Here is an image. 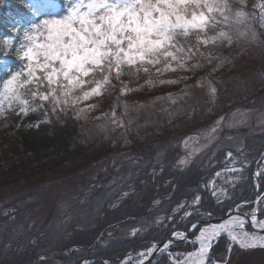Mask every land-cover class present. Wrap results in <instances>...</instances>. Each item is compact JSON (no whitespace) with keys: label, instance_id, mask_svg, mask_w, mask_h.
Segmentation results:
<instances>
[{"label":"rangeland","instance_id":"rangeland-1","mask_svg":"<svg viewBox=\"0 0 264 264\" xmlns=\"http://www.w3.org/2000/svg\"><path fill=\"white\" fill-rule=\"evenodd\" d=\"M253 2L260 0H248L249 8ZM65 13L53 10L50 15ZM257 30L264 33L258 25ZM218 54L225 59L214 72L208 64L195 74L177 70L158 76L153 70L154 86L146 84L149 77L133 78L128 87L137 90L123 94L117 88L109 95L94 97L80 105H98L86 115L71 110L50 113V121L76 122L80 132L76 143L87 147L94 162L85 164L77 158L68 162L54 148L38 151L29 146L33 151H26L22 145H18L19 153L0 162V264H56L80 253L97 238L146 237L150 230H160L176 219L207 223L222 217L204 218L201 190L215 204L235 200L248 174L253 190L257 189L255 173L264 172L260 163L264 144L262 153L251 154V158L244 157L241 150L249 136L264 137V34L241 40ZM209 79L217 88L214 95L208 88ZM160 80L179 82L161 84ZM112 111L121 117L122 126L112 123ZM101 138L113 151L94 160L101 151ZM222 149L223 157L217 162ZM229 152L234 160L228 159ZM249 162L253 164L251 173ZM242 164V172L225 171ZM203 165H216L217 170L196 192L200 202L194 209L188 208L194 211L188 217L178 205H191L194 196L184 195L172 206L170 200L194 181ZM221 189L227 195H221ZM236 201L227 214L241 204ZM178 239L173 244L193 246L190 241L195 237L189 234L187 240ZM171 247L174 254L193 250ZM163 251L159 254L170 264L168 252ZM212 257L217 264H264V248L242 250L223 235Z\"/></svg>","mask_w":264,"mask_h":264},{"label":"snow or ice","instance_id":"snow-or-ice-1","mask_svg":"<svg viewBox=\"0 0 264 264\" xmlns=\"http://www.w3.org/2000/svg\"><path fill=\"white\" fill-rule=\"evenodd\" d=\"M25 6L29 26L14 29L19 46L12 37L0 42L3 54L14 52L24 61L0 87V119L5 120L8 111L17 116L41 111L48 117L69 110L86 115L98 105H80L94 97L109 95L117 88L123 94L137 90L128 87L133 78L149 77L146 84L154 86L153 70L158 76L177 70L195 74L208 64L214 72L224 63L225 58L218 54L221 49L264 34L257 30V25L264 29V0L253 2L251 8L248 0H66V13L61 16L50 15L56 8L54 0H26ZM208 88L211 94L217 93L211 79ZM126 110L125 104L124 114ZM111 120L122 126L115 111ZM227 157L235 159L231 152ZM243 168L242 164L225 171L236 173ZM255 175L264 176V172ZM220 194L227 195L223 189ZM199 202L196 195L191 205L178 207L190 217L194 211L188 208L194 209ZM256 203L260 206L248 208L246 201L238 204L216 222L193 221L187 232L174 230L171 235L180 239L194 235L192 251L172 253L171 238L152 242L138 253L137 264H151L150 257L161 249L168 252L170 264H217L212 250L223 235L242 250L264 248V196ZM249 225L258 231L249 230ZM131 261L129 257L121 264ZM84 264L94 262L85 260Z\"/></svg>","mask_w":264,"mask_h":264},{"label":"trees","instance_id":"trees-1","mask_svg":"<svg viewBox=\"0 0 264 264\" xmlns=\"http://www.w3.org/2000/svg\"><path fill=\"white\" fill-rule=\"evenodd\" d=\"M54 2L56 5L54 10L60 13L66 12V0H54ZM25 4L26 0H0V42L12 37L15 46H19V40L14 29L29 26L30 14ZM23 64L24 61H21L14 52L10 51L7 54H3V51L0 50V87H2L3 82L10 77L12 72L19 70ZM6 115L8 116L7 120L0 119V132L3 133L0 136L1 163H6V160L11 154L19 153L18 145L24 146L26 151L31 150L28 148L29 146L38 148V151L54 148L68 162H73L76 158L85 162V164L94 162L93 160L90 161L87 147L76 143L80 133L78 127H76V122L69 120L58 122L50 121L41 111L30 112L27 116H17L13 112L8 111ZM46 120L48 122H45ZM36 124H39V127H36ZM6 131L8 133L4 135ZM254 136L247 138L246 144L241 150L244 157L251 158V154L258 156L262 153L264 137L261 135ZM103 139L105 138H101V142H103L100 147L101 151L95 153L94 160L104 158L113 151ZM224 151L225 149H222L219 152L220 157L217 162L223 157L222 154ZM249 163L250 167L248 169H250L251 173L253 164L251 162ZM216 170V165L201 166L197 171L194 181L181 187L171 197V206L177 204L179 199L184 195L188 197L195 196L196 192L203 188L202 184H206ZM249 177V174L245 177L246 181L239 188L235 200L238 201L236 203L241 204L245 201L248 202V207H259L260 205H257L256 201L264 193V178L263 176L258 177L259 186L257 189L254 187L253 190ZM201 194L203 195V199L200 210L204 211V218H208L207 220L225 216L235 204V200L225 201L223 204H215L205 191L201 190ZM208 213H211L210 217H206ZM198 220L200 221V219H195L194 221ZM190 223L191 220L185 222L184 220L176 219L170 224L160 227V230L157 228L150 230L146 237L135 236L121 240L111 238L101 240L97 238L98 240L88 244L80 253L73 254L66 259H60L56 264H82L85 260L94 262V264H104V261L111 262L109 264H120V261L126 256L140 253L150 243L164 241L174 230L186 231ZM192 249L193 246L191 244L184 245L182 242H176L171 247V250L188 251ZM131 264L133 263L131 262ZM151 264L168 263L163 255H159Z\"/></svg>","mask_w":264,"mask_h":264},{"label":"water","instance_id":"water-1","mask_svg":"<svg viewBox=\"0 0 264 264\" xmlns=\"http://www.w3.org/2000/svg\"><path fill=\"white\" fill-rule=\"evenodd\" d=\"M262 196H264V193L262 194ZM225 217H226V216H225ZM225 217L218 218V219H215V220H210V221H211V222H216V221L221 220V219H223V218H225ZM210 221H208V222H210ZM205 222H207V221H205ZM262 234H264V233H262ZM169 238H171V239L173 240V242L179 240L177 237H173V236H170ZM169 238H168V239H169ZM168 239H166V240H164V241H167ZM164 241H162V242H164ZM161 251H163V249H161ZM161 251H160V252H161ZM160 252L155 253L152 257H150V260L153 261V260L155 259V257H156ZM134 257H135V258H138V255H136V256H134ZM146 264H147V261H146Z\"/></svg>","mask_w":264,"mask_h":264},{"label":"bare ground","instance_id":"bare-ground-1","mask_svg":"<svg viewBox=\"0 0 264 264\" xmlns=\"http://www.w3.org/2000/svg\"><path fill=\"white\" fill-rule=\"evenodd\" d=\"M262 234V233H261Z\"/></svg>","mask_w":264,"mask_h":264}]
</instances>
